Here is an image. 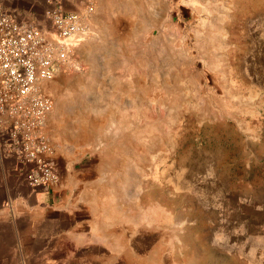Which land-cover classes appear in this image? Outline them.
<instances>
[{
    "label": "crops",
    "instance_id": "crops-1",
    "mask_svg": "<svg viewBox=\"0 0 264 264\" xmlns=\"http://www.w3.org/2000/svg\"><path fill=\"white\" fill-rule=\"evenodd\" d=\"M3 1L10 9L35 12L21 0ZM90 1L92 34L82 45L95 61L94 76L107 82L113 76L109 61L126 59L124 45L140 43L157 26L167 0ZM106 102L124 109L130 97ZM260 104L264 100H251V115ZM252 118L251 126L258 122ZM48 120L57 185L29 188L9 162L19 178L0 177V264H264V182L242 191L194 173L180 181L171 165L167 179L147 186L140 173L145 167L135 170L140 177L132 176L125 131L119 133L122 146L113 141L100 148L88 125L70 128L54 114ZM262 152L251 149L250 156Z\"/></svg>",
    "mask_w": 264,
    "mask_h": 264
},
{
    "label": "rangeland",
    "instance_id": "rangeland-1",
    "mask_svg": "<svg viewBox=\"0 0 264 264\" xmlns=\"http://www.w3.org/2000/svg\"><path fill=\"white\" fill-rule=\"evenodd\" d=\"M42 1L19 5L40 13ZM60 1L72 10L90 0ZM162 6L157 26L140 43L124 45L126 59L109 61L107 82L94 76L89 47L80 46L75 60L81 67L47 85L48 117L70 128L88 125L100 148L113 141L122 146L128 137L132 176L145 167L147 186L167 179L171 165L180 181L194 173L225 179L233 190L261 186L264 106L251 115L249 104L264 100V0H167ZM115 96H129L130 106L107 104ZM254 115L258 122L251 126ZM251 149L263 156L252 159ZM9 162L0 158V177L18 179Z\"/></svg>",
    "mask_w": 264,
    "mask_h": 264
},
{
    "label": "built area",
    "instance_id": "built-area-1",
    "mask_svg": "<svg viewBox=\"0 0 264 264\" xmlns=\"http://www.w3.org/2000/svg\"><path fill=\"white\" fill-rule=\"evenodd\" d=\"M94 4L67 10L46 0L42 12L10 9L0 0V158L33 189L58 182L47 120L52 100L43 85L61 72L79 69L75 53L92 29Z\"/></svg>",
    "mask_w": 264,
    "mask_h": 264
}]
</instances>
